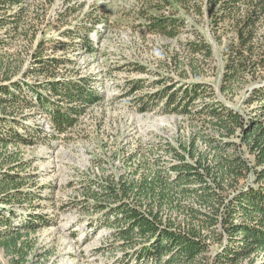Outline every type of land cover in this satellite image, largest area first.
<instances>
[{
  "label": "rangeland",
  "instance_id": "rangeland-1",
  "mask_svg": "<svg viewBox=\"0 0 264 264\" xmlns=\"http://www.w3.org/2000/svg\"><path fill=\"white\" fill-rule=\"evenodd\" d=\"M226 1L213 5L210 0H170L165 6L160 0H22L20 5L1 13L12 18L20 8L25 10L19 29L15 30L12 24L0 28V37L5 40L2 51L13 61L16 73L3 86L11 89L15 83L22 84L21 90L25 93L26 85L39 86L54 78L88 75L97 80L103 99L79 119L68 135L53 133L48 117L40 110L24 109L14 114L13 118H20L31 128H42L51 137L33 145L8 147L0 159V182L6 176H13L20 190L31 192L32 197L20 204H5L0 195V208L15 219V225L26 221L28 215L45 217L50 225L39 226L30 234L24 259L14 248L7 251L0 246V264H122L126 254L124 241L110 238L113 228L104 226L106 212L98 211L95 206L98 200L86 195L88 182L83 180L108 181L111 176L120 175L138 178L145 174L140 168L141 160L152 166L160 161V168L166 170L172 164L167 143L177 147L189 140L191 133L204 136L210 132L212 136H219L207 126L202 128L204 117L201 116L163 115L158 110L138 113L134 97L128 92L129 81L147 82L139 95L154 93L174 83L175 89H179L205 82L214 88L216 97H204L206 100L221 101L238 111L248 123L256 120L264 124V112L257 109L264 100L250 101L255 89L264 88L263 71L239 80L228 93L221 92L220 88L228 47L236 41L237 32H243L241 19L252 4L264 5V0H239L233 6L224 7ZM156 15L183 18L185 26L178 28V37L166 38L150 31L146 22ZM258 22L253 42L256 56L252 61L260 58L264 46V11ZM88 30L89 39L96 45L95 54L83 49L71 55L74 64L66 69L45 76L28 74L32 72L33 56L40 43L47 42L50 48L47 55H59L62 51L52 46L65 32ZM196 32L210 43L213 57L189 51L187 42L197 39ZM142 67L143 72L139 71ZM158 81L159 88L151 87ZM39 91L50 96L45 89L39 88ZM243 136V129H237L231 139L234 146L227 154L239 153L254 168L241 181L246 189L256 182L253 174L256 167ZM197 144L201 152L206 151L203 140ZM130 155L136 156L126 165L124 156ZM98 158L106 159V163L100 166L96 163ZM176 198L181 201L180 206L166 207L164 212L177 222L193 223L187 213L190 206L206 211L195 195L182 198L177 194ZM109 217L111 222L115 220L112 215ZM220 249L219 244L212 242L208 260L192 264H211ZM251 259L254 264L263 263L264 252ZM244 264L251 263L246 260Z\"/></svg>",
  "mask_w": 264,
  "mask_h": 264
},
{
  "label": "trees",
  "instance_id": "trees-1",
  "mask_svg": "<svg viewBox=\"0 0 264 264\" xmlns=\"http://www.w3.org/2000/svg\"><path fill=\"white\" fill-rule=\"evenodd\" d=\"M21 1L0 0V28L12 24L15 30L19 29L24 8H20L12 18L1 13L20 5ZM160 1L167 6L170 0ZM221 1L210 0V3L219 5ZM237 1L228 0L224 7L233 6ZM263 11L262 2L252 4L251 10L242 17L240 30L243 32H237L236 41L228 47L221 92L228 93L239 80L264 72V46L260 58L252 61L256 56L254 29ZM146 23L150 31L171 39L178 37V28L185 26V20L175 15L152 16ZM89 31L65 32L63 38L52 46L62 51L59 55H47L50 51L47 42L40 43L33 56L32 72L28 74L45 76L66 69L74 64L71 55L83 49L95 54L96 45L89 39ZM196 34L195 41L187 42L189 51L195 55L202 53L206 58L213 57L210 43L203 40L198 32ZM4 42L0 37V159L6 155L10 145H33L49 137L42 128H31L20 118H13L17 112L40 110L48 117L53 133L68 135L79 119L103 99L97 80L88 75L54 78L39 86L26 85L25 93H22V84H13L14 90L3 86L16 76L13 61L2 51ZM139 71H145L144 67ZM146 84L144 80L129 81L128 92L134 97L138 113L158 110L163 115L201 116L204 117L202 128L207 126L219 136H212L210 132L202 137L191 133L189 140L177 147L167 143L172 164L166 170L160 168V161L152 166L150 162L141 160L140 168L145 170V174L138 178L120 175L111 176L108 181L83 180L88 182L86 195L98 200L95 203L98 211L106 212L104 226L113 228L110 238L124 241L126 254L122 264L203 263L208 260L206 256L212 242L219 244L221 249L211 264H244L246 260L254 264L251 258L264 252V124L256 120L248 123L238 111L221 101L206 100L204 97H216L214 88L205 82L175 89V83L159 88L161 82L158 81L151 86L159 88L156 92L139 95ZM39 88L45 89L50 96L42 94ZM251 94L250 101L264 100V88L255 89ZM257 109L264 112V104L258 105ZM239 128L244 131L243 142L254 155L256 167L253 172L256 182L246 189L241 181L247 179L254 168L239 153L227 154L234 146L231 139ZM198 140L207 144L206 151L199 150ZM135 156H124L125 164L132 162ZM96 163L101 166L106 159L98 158ZM177 194L182 198L195 195L206 211L190 206L187 213L193 223L177 222L164 212L166 207L180 206ZM0 195L4 197L1 202L5 201V204H20L32 197L31 192L27 194L20 190L13 176H6L0 182ZM7 215L0 208V246L7 251L14 248L15 253L24 259L30 234L39 226L50 223L45 217L28 215L26 221L21 220L15 225V219ZM110 215L115 219L113 222Z\"/></svg>",
  "mask_w": 264,
  "mask_h": 264
}]
</instances>
